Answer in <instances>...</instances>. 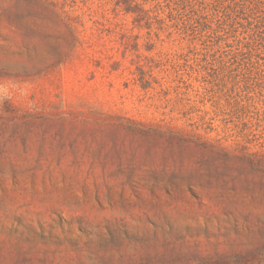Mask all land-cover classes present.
<instances>
[{
    "label": "rangeland",
    "instance_id": "obj_1",
    "mask_svg": "<svg viewBox=\"0 0 264 264\" xmlns=\"http://www.w3.org/2000/svg\"><path fill=\"white\" fill-rule=\"evenodd\" d=\"M0 264H264V0H0Z\"/></svg>",
    "mask_w": 264,
    "mask_h": 264
}]
</instances>
